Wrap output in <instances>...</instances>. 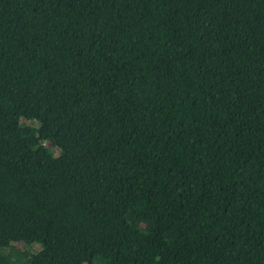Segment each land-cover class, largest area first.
<instances>
[{
	"label": "trees",
	"instance_id": "1",
	"mask_svg": "<svg viewBox=\"0 0 264 264\" xmlns=\"http://www.w3.org/2000/svg\"><path fill=\"white\" fill-rule=\"evenodd\" d=\"M0 264H264V0H0Z\"/></svg>",
	"mask_w": 264,
	"mask_h": 264
},
{
	"label": "rangeland",
	"instance_id": "2",
	"mask_svg": "<svg viewBox=\"0 0 264 264\" xmlns=\"http://www.w3.org/2000/svg\"><path fill=\"white\" fill-rule=\"evenodd\" d=\"M47 145L50 146V147H52L51 143H47ZM53 149H54V148H53ZM54 150H55V149H54ZM14 245H15L16 247L22 248V243H20V242H16V243H14Z\"/></svg>",
	"mask_w": 264,
	"mask_h": 264
}]
</instances>
